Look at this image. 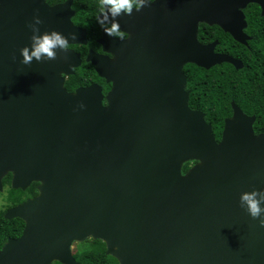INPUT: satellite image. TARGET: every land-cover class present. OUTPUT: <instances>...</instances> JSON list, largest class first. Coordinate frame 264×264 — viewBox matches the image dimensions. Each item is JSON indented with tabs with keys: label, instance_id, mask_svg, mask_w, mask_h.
<instances>
[{
	"label": "water",
	"instance_id": "obj_1",
	"mask_svg": "<svg viewBox=\"0 0 264 264\" xmlns=\"http://www.w3.org/2000/svg\"><path fill=\"white\" fill-rule=\"evenodd\" d=\"M72 0H0V191L37 182V195L6 212L24 222L0 251V264H78L72 243L102 241L118 264H264V228L239 206L242 192L264 190V133L231 102L216 142L204 114L188 107L183 68L239 60L201 44L199 24L246 45L243 10L264 0H155L115 18L128 36L102 33L112 59L86 62L110 84L68 93L78 68L72 50L47 62L20 63L33 17L40 33L85 44L71 23ZM110 26V25H109ZM195 162L182 174V166ZM264 206V205H262Z\"/></svg>",
	"mask_w": 264,
	"mask_h": 264
},
{
	"label": "trees",
	"instance_id": "obj_2",
	"mask_svg": "<svg viewBox=\"0 0 264 264\" xmlns=\"http://www.w3.org/2000/svg\"><path fill=\"white\" fill-rule=\"evenodd\" d=\"M63 0H46L52 5ZM99 0H72L75 15L72 21L86 30L89 43L100 35V25L97 24ZM260 8L256 4H249L243 10L246 29L254 38L247 48L233 41L217 26H198L197 39L201 44L217 41L215 52L227 54L237 58L242 68L236 70L230 64H220L208 70L187 64L183 68L186 76L185 90L189 92L188 107L191 110L204 114V120L211 126L212 134L218 142L224 125V120L232 114L233 102L247 116H254L252 125L254 134L264 133V17L259 14ZM80 47V46H79ZM92 82H100L103 93L109 86L98 78L93 68L82 61V64L73 71V74L64 83L68 91L76 87L87 86ZM102 82V83H101ZM195 162H187L182 166L185 174ZM9 176V175H7ZM9 177L3 179V185L8 186ZM36 183H32L25 191L7 190L3 197L7 207L16 205L25 199L36 196ZM0 211V238L19 235L22 223L20 220L7 221ZM16 224V231L12 227ZM74 259L78 264H118L117 261L105 254V245L102 241L87 239L76 244Z\"/></svg>",
	"mask_w": 264,
	"mask_h": 264
},
{
	"label": "clouds",
	"instance_id": "obj_3",
	"mask_svg": "<svg viewBox=\"0 0 264 264\" xmlns=\"http://www.w3.org/2000/svg\"><path fill=\"white\" fill-rule=\"evenodd\" d=\"M155 0H99L101 15L97 19L104 32L110 37L123 38L124 33L120 30L119 24L115 18L119 15H131L133 10L139 11L142 7H147ZM41 20L39 17H33V23L28 25L31 28L32 35L30 43L20 49V63L30 64L33 60L36 62H47L56 58L57 50H65L68 47L69 40H75V34L69 33L64 36L56 31L40 33L36 25ZM105 25H110L105 27ZM264 190H252L242 192L239 196V206L247 213L249 217L256 220L260 227L264 228Z\"/></svg>",
	"mask_w": 264,
	"mask_h": 264
},
{
	"label": "flooded vegetation",
	"instance_id": "obj_4",
	"mask_svg": "<svg viewBox=\"0 0 264 264\" xmlns=\"http://www.w3.org/2000/svg\"><path fill=\"white\" fill-rule=\"evenodd\" d=\"M66 0H63L62 2H57V3H54V4H52V5H50V6H55V5H58V4H62V3H64ZM49 5V4H48ZM98 7V10L100 9L99 8V5H97ZM69 10H70V12H72L73 14H72V17H71V23L75 26V27H77V28H79V29H81V30H83L84 31V33H85V41H86V43L85 44H77V45H68V47L66 48V49H69V50H72L73 52H75L77 55H78V57H79V60H80V65L82 64V61H84L85 63H87V64H89L90 66H91V64L89 63V62H86V58H87V56H88V54L89 53H91V54H95V55H99V56H103V57H106L107 59H112V55L110 54V53H108V52H104V51H102V48H101V46L98 44V40L101 38V36H102V33H103V30H102V28H101V26H100V28H99V32H100V35L94 40V43L93 44H91V43H89V41H88V34H87V32H86V30L85 29H83V28H81V27H79L78 25H76L75 23H74V21H72V18L74 17V15H75V11H74V9L72 8V2H71V5H70V8H69ZM259 14H260V12H259ZM101 15V13L99 12L98 14H97V19L99 18V16ZM261 16V15H260ZM200 25V24H199ZM107 26H109V25H105V27H107ZM124 33V32H123ZM244 33H245V35H246V37L248 38L247 40H246V45H242V46H245V47H247V48H249L250 47V43L252 42V40H253V42L252 43H254V38H252L250 35H249V33H248V30L245 28L244 29ZM127 34L126 33H124V36H123V38H118V37H112L113 39H115V40H124V39H126L127 38ZM80 46V47H79ZM236 60H238L237 58H235ZM79 65V66H80ZM92 68H93V70H94V67L93 66H91ZM77 69V68H76ZM75 70V69H74ZM73 70V71H74ZM94 72H95V70H94ZM73 74V73H72ZM71 76V75H70ZM70 76H68V77H66L65 78V80H64V83H65V81H67L68 80V78L70 77ZM99 78V77H98ZM103 82H104V80H103ZM102 83V82H101ZM105 83V82H104ZM91 84H96V85H98V86H100L101 87V89H102V86H101V84H100V82H92V83H90V84H88L87 86H79V87H76L75 89H73V91H68V90H66L68 93H73L76 89H78V88H82V87H88V86H90ZM106 84V83H105ZM108 86H109V89H110V84H107ZM65 88V87H64ZM66 89V88H65ZM109 89L106 91V93L109 91ZM103 91V90H102ZM187 91V90H186ZM104 94V93H103ZM196 111V110H195ZM255 135H257V134H255ZM7 175H9V176H7ZM6 177H9V184H8V186H5V185H3V179L4 178H6ZM11 179H12V173H7V174H5L4 175V177L1 179V185H2V189H1V191H0V211H2L3 212V214H2V216H3V218H4V216H5V214H6V212L7 211H9V210H11V209H13V208H15L16 206H18V205H20V204H22L23 202H25L26 200H28V199H31V198H33V197H35V196H33V197H31V198H28V199H25V200H23L22 202H20V203H18V204H16V205H13V206H9V207H7V204H6V202L4 201V199H3V197L6 195V193H7V190H9V189H12L11 188ZM32 183H36L37 185H36V190H37V186H38V183L37 182H32ZM32 183H30V185L32 184ZM30 185L27 187V188H29L30 187ZM26 188V189H27ZM12 190H20V189H12ZM21 191V190H20ZM25 191V190H24ZM37 195V194H36ZM5 219V218H4ZM15 219H17V220H20L21 221V223H22V228H21V231H20V233H19V235H16V236H14V237H11V236H6L5 238H4V240L2 239V238H0V251L2 250V248L6 245V244H8V242H10V241H16V240H18L20 237H21V235H22V232H23V229H24V222L21 220V219H19V218H11V219H5V220H7V221H11V220H15ZM12 227L14 228V231H16V224H12ZM83 243V242H82ZM76 244H79V243H72V245H71V249H70V251H71V256H72V258L74 259V250L76 249ZM75 260V259H74ZM50 264H60V263H58V262H52V263H50Z\"/></svg>",
	"mask_w": 264,
	"mask_h": 264
}]
</instances>
